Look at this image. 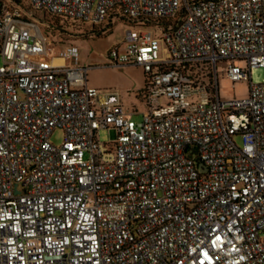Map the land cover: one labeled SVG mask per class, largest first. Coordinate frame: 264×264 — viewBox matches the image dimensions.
<instances>
[{
	"label": "built area",
	"instance_id": "1",
	"mask_svg": "<svg viewBox=\"0 0 264 264\" xmlns=\"http://www.w3.org/2000/svg\"><path fill=\"white\" fill-rule=\"evenodd\" d=\"M22 2L130 23L109 65L144 71L146 110L78 47L53 64ZM0 55V264H264V0H0Z\"/></svg>",
	"mask_w": 264,
	"mask_h": 264
},
{
	"label": "rangeland",
	"instance_id": "2",
	"mask_svg": "<svg viewBox=\"0 0 264 264\" xmlns=\"http://www.w3.org/2000/svg\"><path fill=\"white\" fill-rule=\"evenodd\" d=\"M19 9L30 21L38 24L41 31L48 37L47 58L57 65H68L69 62L61 57L60 53L67 47H78L80 50L79 63L84 67H92L88 74L89 85L97 89L110 90L120 94L122 101L127 109L137 110L142 113L146 110V100L140 95L145 87V73L141 68L134 66H115L109 65L108 52L118 46L123 38L125 31L131 27L127 21L114 20L113 24L107 27L93 30L83 27L71 21H65L47 15L43 12L29 10L27 3L22 2ZM170 23H173L171 21ZM48 24H55L53 28H48ZM52 27V26H51ZM90 28V29H89ZM3 64L0 55V67ZM254 83L264 82V68H257L252 72ZM247 82L238 83L235 88L226 81L220 82L221 95L229 98L233 95L241 96L246 93ZM136 121L142 119L141 115L134 117ZM115 137L109 130L99 132V139L103 143H109ZM63 141V132L56 131L51 142L60 145ZM237 143L242 144L240 137ZM88 158V155H86Z\"/></svg>",
	"mask_w": 264,
	"mask_h": 264
},
{
	"label": "trees",
	"instance_id": "3",
	"mask_svg": "<svg viewBox=\"0 0 264 264\" xmlns=\"http://www.w3.org/2000/svg\"><path fill=\"white\" fill-rule=\"evenodd\" d=\"M55 18H57V17H55ZM60 19V18H59ZM114 19H116V17H114ZM60 20H62V23H65V21L66 20H63V19H60ZM164 23L166 22V23H169V22H167V21H163ZM76 24H78V23H76ZM110 24H113V20L112 19H109V20H107L103 25H99V26H94L92 29L93 30H95V29H97V28H103V27H107V26H109ZM80 26H83V27H88V26H86V25H82V24H79ZM48 26V28H53V27H55L56 25L54 24H48L47 25ZM52 26V27H51ZM90 29V28H89Z\"/></svg>",
	"mask_w": 264,
	"mask_h": 264
}]
</instances>
